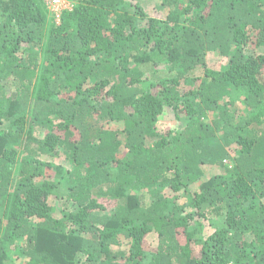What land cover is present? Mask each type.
<instances>
[{"label": "trees", "instance_id": "obj_1", "mask_svg": "<svg viewBox=\"0 0 264 264\" xmlns=\"http://www.w3.org/2000/svg\"><path fill=\"white\" fill-rule=\"evenodd\" d=\"M162 5L166 20L75 0L57 23L44 0H0V264H264V55L247 53L264 48V0ZM167 108L177 128L162 134ZM216 165L225 173L192 194ZM53 194L73 202L62 219ZM212 215L214 233L191 229Z\"/></svg>", "mask_w": 264, "mask_h": 264}, {"label": "rangeland", "instance_id": "obj_2", "mask_svg": "<svg viewBox=\"0 0 264 264\" xmlns=\"http://www.w3.org/2000/svg\"><path fill=\"white\" fill-rule=\"evenodd\" d=\"M127 3L132 4V2L135 3H139L141 7H143L146 15L148 17H155L158 18L160 20H166L167 16L170 12L169 8H166L165 6L162 5V0H126ZM140 25L142 27H146L148 25V22H140ZM32 46V45H31ZM24 47H28V45H25ZM251 48L247 49V53L251 54V55H264V48L260 47V48H254L252 45L250 46ZM207 65L211 68V69H215V70H226L229 66V58L228 57H223L221 55H219L218 53H210L207 56ZM155 69H150V70H146L145 68L142 70V73L144 74L143 79L146 80V78L148 76H150V78H154L155 74L153 73ZM169 67L166 65H160L157 66L156 71L158 74H160L162 77L165 76H170L169 72ZM203 69L198 68L196 71L190 72L191 76H203ZM149 84V82H147ZM145 83V84H147ZM14 88V84L13 82H6V89L8 90H12ZM237 111L239 112V115H241V117H245L247 115V108L244 107L241 103H237L236 105ZM213 115L210 114V118L212 119ZM9 125H7V123H4L3 125H0V129L6 128ZM158 131L162 134L177 128V122L175 120L174 114L172 112L171 109L167 108L164 112V114L161 116L158 124ZM155 139H148L147 141V145L148 146H153ZM235 148V147H234ZM59 154V153H58ZM56 162L63 165L64 169L66 170H72L73 168V164L68 162L65 158V156L63 154H59L58 157L56 158ZM227 166H230L231 163L229 161H227V163H225ZM226 167L224 166H210V167H205L204 171L205 174L204 176L195 184H193L190 187V191L192 192V194L194 195H198L201 193L202 191V185L215 178L218 177L220 175H223L225 173ZM57 192H60V196L62 194H64V196L68 193V189H66V187H61L57 190ZM167 192V196L170 198L172 197V192H170L169 190L166 191ZM132 194H135L137 196H139V198L142 201L143 205H148L151 201L150 196H149V192L148 190H132ZM68 196V194H67ZM182 203V202H180ZM49 204L52 207V213L53 216L55 218L58 219H62L64 216V213L66 212H72L74 210V205L73 202L70 201H65V199H59L58 196H56L55 194L51 195L49 198ZM1 215V214H0ZM216 221L221 222L222 223V219L221 218H215L213 215L207 218H202V217H198L195 216L190 223L191 229L192 230H197L198 229V225L202 226L203 229V236L208 237L209 235H211L212 233H214V231L216 230L214 223H216ZM197 227V228H196ZM194 231V232H195ZM248 238H252V236L250 235ZM148 244H149V248L150 251L152 252L158 245V237L156 233H152L149 235L148 237ZM85 260V258H83ZM8 264H22L20 260H16L13 261L12 263H8Z\"/></svg>", "mask_w": 264, "mask_h": 264}, {"label": "built area", "instance_id": "obj_3", "mask_svg": "<svg viewBox=\"0 0 264 264\" xmlns=\"http://www.w3.org/2000/svg\"><path fill=\"white\" fill-rule=\"evenodd\" d=\"M49 10L55 16L56 20H61V16L65 11L71 10L75 4V0H44ZM227 163V161H226Z\"/></svg>", "mask_w": 264, "mask_h": 264}]
</instances>
